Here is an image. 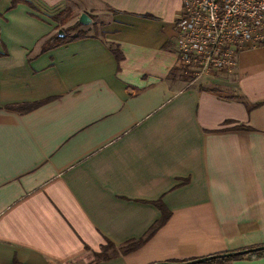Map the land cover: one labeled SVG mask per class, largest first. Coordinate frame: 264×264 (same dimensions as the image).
I'll return each mask as SVG.
<instances>
[{"label":"crops","instance_id":"1","mask_svg":"<svg viewBox=\"0 0 264 264\" xmlns=\"http://www.w3.org/2000/svg\"><path fill=\"white\" fill-rule=\"evenodd\" d=\"M25 1L37 11L0 0V264H88L107 240L100 264L264 244V45L194 85L174 43L181 0H84L98 32L44 51L68 0ZM158 200L166 221L122 253Z\"/></svg>","mask_w":264,"mask_h":264},{"label":"built area","instance_id":"2","mask_svg":"<svg viewBox=\"0 0 264 264\" xmlns=\"http://www.w3.org/2000/svg\"><path fill=\"white\" fill-rule=\"evenodd\" d=\"M174 38L190 84L232 74L241 51L264 45V0H181Z\"/></svg>","mask_w":264,"mask_h":264},{"label":"trees","instance_id":"3","mask_svg":"<svg viewBox=\"0 0 264 264\" xmlns=\"http://www.w3.org/2000/svg\"><path fill=\"white\" fill-rule=\"evenodd\" d=\"M20 2H25L27 5H29L33 10L37 11V8L30 2L25 1V0H11L10 5L8 9L14 8L18 3ZM59 14L53 15L52 19L54 21L58 22V25H63L67 22L68 18L63 17L62 19H59L58 17ZM81 25L80 21H76L74 24L71 26H68L65 29H62L64 32L63 36H58L57 32L52 35L51 37L45 39L43 43L41 44V50H47L50 48H53L55 46L62 45L64 43L82 39L87 37V32L83 29H79ZM95 25H93V28L95 29ZM70 32H75L74 34L70 35ZM110 50L113 53L116 62H119L122 59V54L120 51H118L117 48L113 47V45H110ZM39 103H34L31 107L37 106ZM259 104H254L252 107L258 106ZM250 108V106H248ZM230 121H225V123H229ZM236 130H242V129H250V127L245 126V125H237L234 127ZM161 211V217L154 222V224L148 229L146 235L138 240L132 241L127 243L124 246L120 247V250L122 253H128L133 250H136L139 248L147 239L148 237L154 233V231L161 226L166 219L168 218V212L166 211L164 205L161 203L160 200L154 201L153 202ZM258 245V246H252V247H244V248H239L236 250H229L225 251L223 253L219 254H213V255H208L205 257H209L207 260L203 262H194L199 258H193V259H184V260H178V259H172V260H167L164 262H159V263H152V264H230L234 260L238 259H252L256 257H261L264 256V248L262 249H257L258 247L263 246ZM247 251V252H246ZM112 252H115V246L112 242L106 241V243L101 247V250L98 252L94 253V259L89 262L88 264H100L102 261H106L110 258V255ZM12 264H22L20 263L16 258L13 259Z\"/></svg>","mask_w":264,"mask_h":264},{"label":"rangeland","instance_id":"4","mask_svg":"<svg viewBox=\"0 0 264 264\" xmlns=\"http://www.w3.org/2000/svg\"><path fill=\"white\" fill-rule=\"evenodd\" d=\"M57 14H59L58 15L59 19H62L63 17L68 18L65 24L58 26L60 30L65 29L68 26H71L76 21H80V16L82 14H86L90 20L86 23L81 22L79 29L85 30L87 34H92L96 31L98 32L97 27H95V29L92 28L93 25H96L91 23L92 19H94L95 16L92 14V10L87 6L84 0H68L64 8L55 9L53 15H57ZM74 33L75 32H70L69 34H74ZM185 80L190 81L191 78L188 75H186ZM200 81L201 80L199 81L197 80L196 83H194V85H196L197 82L199 83Z\"/></svg>","mask_w":264,"mask_h":264},{"label":"water","instance_id":"5","mask_svg":"<svg viewBox=\"0 0 264 264\" xmlns=\"http://www.w3.org/2000/svg\"><path fill=\"white\" fill-rule=\"evenodd\" d=\"M90 19H89V17L86 15V14H82L81 16H80V22H82V23H86V22H88ZM64 35V32L62 31V30H59L58 31V36H63ZM262 248H264V245L263 246H261V247H258L257 249H262ZM247 252V251H246ZM209 257H201V258H199V259H197L196 261H194V262H196V263H198V262H203V261H205V260H207Z\"/></svg>","mask_w":264,"mask_h":264}]
</instances>
